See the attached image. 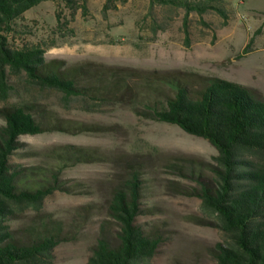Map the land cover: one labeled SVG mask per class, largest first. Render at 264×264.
Returning <instances> with one entry per match:
<instances>
[{
    "label": "rangeland",
    "instance_id": "obj_1",
    "mask_svg": "<svg viewBox=\"0 0 264 264\" xmlns=\"http://www.w3.org/2000/svg\"><path fill=\"white\" fill-rule=\"evenodd\" d=\"M106 2L86 0L85 14L78 10L61 27L57 15L64 23L70 20L69 12L61 3L42 2L23 14L19 30L24 33L16 34L14 42L41 44L46 61L57 59L66 66L193 72L239 83L264 99V0H225V23L213 12L191 13L184 23L183 10L150 9L149 0H112L103 14ZM11 82L16 91L7 102L0 101V107L34 102L47 110V119L85 129L21 136L16 162L54 167L50 152L63 145L103 156L98 162L66 167L61 180L75 185L76 192L56 191L44 200L40 213L28 210L11 221L17 238L41 217L60 222L68 240L54 249V264H85L101 225L110 233L116 228L107 207L114 188L136 168L146 182L142 202L151 208L137 222L163 236L158 253L142 264H216L211 249L224 236L199 221V199L180 193L183 186H196L195 181L169 167L181 164L202 173L205 164H214V147L176 126L136 116L125 103L74 101L67 106L56 92Z\"/></svg>",
    "mask_w": 264,
    "mask_h": 264
},
{
    "label": "trees",
    "instance_id": "obj_2",
    "mask_svg": "<svg viewBox=\"0 0 264 264\" xmlns=\"http://www.w3.org/2000/svg\"><path fill=\"white\" fill-rule=\"evenodd\" d=\"M42 2L61 3L70 20L57 15L58 27L67 25L86 0H0V101L15 93L11 79L39 91L61 95L65 105L74 101L127 104L136 116L176 126L206 140L217 151L214 164L200 170L171 163L179 175L196 186L180 193L200 200L202 225L224 236L211 249L216 264H264V99L247 87L193 72L142 71L103 66H66L44 58L41 44H15L23 14ZM107 0L102 13L111 9ZM158 6L189 14L216 13L228 19L225 0H149ZM34 102L6 103L0 107V264H54V249L63 241L60 222L41 217L23 238L10 222L32 210L40 213L44 200L56 191L72 194L75 185L61 180L66 167L94 163L103 158L89 149L63 145L50 152L55 166H23L21 136L48 131L85 130L46 117ZM189 170V171H187ZM197 171V172H196ZM146 182L136 168L127 172L113 190L107 216L116 228L101 225L100 235L85 264H142L151 260L163 243L159 231H146L137 222L149 214L142 199Z\"/></svg>",
    "mask_w": 264,
    "mask_h": 264
}]
</instances>
